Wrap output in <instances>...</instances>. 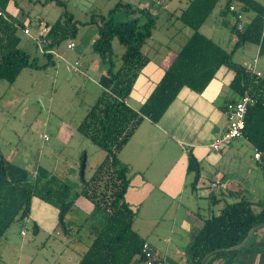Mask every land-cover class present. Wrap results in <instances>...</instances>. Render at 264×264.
<instances>
[{
    "label": "trees",
    "instance_id": "obj_1",
    "mask_svg": "<svg viewBox=\"0 0 264 264\" xmlns=\"http://www.w3.org/2000/svg\"><path fill=\"white\" fill-rule=\"evenodd\" d=\"M12 1L0 0V8L7 15V18L0 17V83L9 84H14L26 68L53 65L52 51L64 41L73 39L78 32L74 19L66 17V9L62 17L48 25L43 38V55L47 63L40 66L36 58L32 59L20 47L21 37L18 33L25 25L8 12ZM33 1L40 3L43 0ZM47 2L63 5L60 0H45L42 3ZM219 5H222L220 16L230 14L234 20L232 32L237 38L235 46L251 43L258 46L259 55L264 57V0H190L178 20L184 27L191 29L192 34L138 111L129 107L126 100L141 70L148 63L143 48L159 27L164 11L155 13L151 7L118 3L107 15H100L98 36L92 43V49L109 67L99 79L104 91L78 130L104 150L106 156L89 179L81 178L82 189L73 191L70 185L44 168H38L34 174L26 167L11 162L0 147V242L14 223L30 217L33 198H39L59 209L61 224L69 231L65 217L76 199L84 196L95 210L105 214V220L78 264H145L148 259L143 248L147 242L133 227L137 211L125 200L129 178L118 155L145 117L159 122L182 88L188 87L201 94L222 68L233 75L228 85L226 105L246 95L254 100L248 107L243 137L247 136L252 145L264 153V71L258 76L252 72L251 66L237 64L233 60V52H228L201 30ZM232 5L238 7L246 17L242 31L238 29L235 14L231 12ZM121 13L126 18L117 20L116 16ZM95 22L93 18L91 23ZM115 40L124 48L120 55L113 48ZM118 59L120 66L116 68ZM188 172L195 174L192 184L195 187L200 179L201 166L192 152ZM215 193L216 189H211V215L190 243L185 264H203L209 254L212 256L205 264H210L220 256L236 255L239 251L227 252L226 249L239 245L254 227L264 225V203L253 202L248 190L240 186L235 200L227 203L219 214L213 210L215 203L220 200ZM263 232L264 226L255 231L248 244L253 237ZM152 251L153 264H179L166 263L153 248ZM228 264L239 262L231 261Z\"/></svg>",
    "mask_w": 264,
    "mask_h": 264
},
{
    "label": "rangeland",
    "instance_id": "obj_2",
    "mask_svg": "<svg viewBox=\"0 0 264 264\" xmlns=\"http://www.w3.org/2000/svg\"><path fill=\"white\" fill-rule=\"evenodd\" d=\"M60 1L63 5L55 2L43 4L35 3L33 0H13L12 3L16 2V6L11 4L7 9L25 25L18 33L21 37L20 47L30 54L32 59L36 58L40 66L47 63V58L43 55L45 48L43 38L48 31V25L54 24L62 17L66 9L68 11L66 17L74 19L78 32L73 39L64 41L52 51L53 65L46 68H26L14 84L0 83V147L11 162L21 164L20 166L31 172L36 171L38 167L49 169L62 182L70 185L73 191H80L83 186L80 176L81 160L85 157L84 177L89 179L106 155L104 150L78 130L88 111L104 91L99 78L109 67L92 49V43L98 36L100 15H107L118 3L140 6L141 2L142 7H150L151 3L161 1L164 13L159 21V27L154 31L157 39L167 37L168 40L170 38L172 40L176 36L175 44H183L187 40L186 34L191 29L182 28V23L176 20L174 13L168 11L171 0ZM187 1L173 0V4L184 7ZM221 6L215 9L203 25L202 32L228 52H233V60L237 64L251 66L255 65L257 60L256 67L260 69L264 57L259 55L258 46L251 43L235 46L237 38L232 32L234 20L230 14L220 16ZM93 18L96 20L95 23H91ZM125 18L124 13L116 16L117 20ZM25 28L28 29V33L25 32ZM70 42L75 43L73 49L68 48ZM113 48L119 55L124 50L116 40L113 42ZM159 48L157 42L149 40L144 51L152 55ZM166 51L167 49L163 47L158 58H162ZM76 62L81 63L79 72L71 70ZM119 66L120 60H116V68ZM232 145L234 149L225 159L227 162L222 163L221 169L238 178L240 186L252 191L254 199L257 200L260 193L264 194V163H258L254 159L253 149L242 140H233ZM23 161L26 163L22 165L20 162ZM206 201L201 202L204 204L203 210L207 207ZM219 202L221 205L226 204L223 199ZM33 203L50 205L37 198H33ZM77 207L80 206L77 204ZM77 207L74 209L75 226L70 219L66 221L70 233L67 236L59 220L53 227H50L49 221L41 220L37 232L34 231L31 216L14 223L0 242V264H66L62 256L65 243L70 244L77 239L75 244L78 250H84L105 220L102 211L96 210L94 214L86 216L83 207L81 209ZM220 207L216 205L213 208L215 213ZM184 212V207H181L177 221H174V208L167 211L159 220H145L140 216L134 228L158 252L167 256L168 261L177 260L184 264L188 247L193 241V234L182 220ZM71 227H74V230H71ZM261 234L258 235L262 236ZM258 235L253 237L249 244H255ZM258 242H262L261 238ZM249 244L243 251L248 250ZM256 250L258 251L254 254V262L264 264L263 254L259 252L260 249Z\"/></svg>",
    "mask_w": 264,
    "mask_h": 264
},
{
    "label": "crops",
    "instance_id": "obj_3",
    "mask_svg": "<svg viewBox=\"0 0 264 264\" xmlns=\"http://www.w3.org/2000/svg\"><path fill=\"white\" fill-rule=\"evenodd\" d=\"M189 1L186 2L184 7H181L179 4L178 6L177 4H173V0H171V6L169 4V9L168 6L166 9L169 12H173L174 17L178 20ZM11 4H14V2H11ZM162 4L163 2L161 1L151 3V11L156 13L163 10ZM139 5L142 7L141 2ZM182 28L185 27L183 26ZM191 34L192 30L186 34L187 40ZM175 37L172 40L171 38L168 40L167 37L159 40L154 36L153 32L150 40L157 42L160 48L151 55L144 51L148 43L144 46L143 53L148 58V63L141 70L133 86V90L126 100V104L132 109L138 111L146 103L163 79L166 70L175 60L177 53L187 42L186 40L183 44L177 45L174 41ZM163 47L167 51L159 59L158 55ZM259 70L264 71V62L261 63ZM232 76L231 72L226 68H222L201 94L192 91L188 87L182 88L159 122L155 123L148 117H145L119 153L118 158L127 169L129 178L125 200L132 209L137 211L134 224L140 216L145 220H159L167 211L173 208L175 214L174 221H177L180 208L184 207L185 212L182 220L193 234L194 240L203 228L205 220L211 215L212 208L210 207V202L212 199L209 198L211 189L208 187L211 182L216 180L221 182V188L216 189L215 193L217 199H223L226 204L229 201L231 203L235 200V195L241 185L240 180L230 176V173L227 174L225 170L222 171L221 169L222 163L227 162L225 159L231 155V151L234 149L232 142L219 151L211 148L213 140L221 135L227 126L228 121L223 108L227 103L228 85ZM249 132H251V129ZM240 140L253 149L254 159L258 163H264V153H262L261 159L257 160L255 158L257 148L252 145L247 136H244ZM191 152L201 166L200 179L195 187L192 186L195 174L194 172H188ZM20 163L23 165L26 161ZM46 170L50 172L49 169ZM36 171H33V173L36 174ZM249 193L253 202L264 203V194L260 193L257 200H255L252 191H249ZM204 199H207V201ZM204 201H206L207 207L203 210L204 204L201 202ZM43 203L46 204L44 201ZM47 204L49 205V203ZM77 204L80 207H77ZM226 204L215 203V206H221L217 214L220 213ZM76 207L80 209L83 207L86 216L96 212L94 205L84 196H81L68 212L69 217L66 215L65 222L70 219L74 224L76 221L74 209ZM61 215L60 210L51 204L46 206L32 202L30 216L34 221L35 232L39 230L41 220L49 221L50 227H53L57 220H59V223H62ZM35 225L37 228H35ZM64 230L65 236L70 234L65 228ZM71 230H74V227H71ZM136 231L139 233L138 230ZM139 235L141 236L140 233ZM261 235H258V237L261 238L262 242H258L259 238L257 237L255 244H249L248 250L243 251L247 247V243L238 254L217 257L210 264H228L231 261H237L239 264H259L254 262L253 257L256 251H258L256 249H260L259 252L264 257V247L261 246L264 242V232ZM76 240H73L70 244L65 243V250L62 256L65 258L66 264H78L81 256L92 243L91 241L84 250H78L77 244H75ZM145 241L166 263L183 264L177 260L168 261L167 256L158 252L146 239ZM187 260L188 253L185 263Z\"/></svg>",
    "mask_w": 264,
    "mask_h": 264
},
{
    "label": "built area",
    "instance_id": "obj_4",
    "mask_svg": "<svg viewBox=\"0 0 264 264\" xmlns=\"http://www.w3.org/2000/svg\"><path fill=\"white\" fill-rule=\"evenodd\" d=\"M231 12L235 14V20L237 22L238 29L240 31L244 30L246 17L243 14V12H241L239 8L234 5L231 6ZM0 17L7 18V15L1 8H0ZM24 30L25 32L28 33L27 28H25ZM74 47H75V43L70 42L68 44L69 49H73ZM256 64H257V60H255V65H251L250 69L252 70L253 73L257 74L258 76H261L262 72L257 69ZM80 66H81V63L76 62V64L71 67V70L73 72H79ZM253 102H254L253 98L246 95L238 99L237 101L229 102L226 105L225 115L228 121L227 126L224 129L223 133L217 136L211 143L212 149L219 151L224 146L230 144L233 140H238L243 137L248 107ZM261 156H262V153L256 150L255 158L257 160H260ZM208 187L210 189H220L221 182L219 180L213 181L210 183ZM22 234L25 235V232L22 231ZM143 252L148 259V261L145 264H153L152 263L153 251H152L151 246L148 243H145Z\"/></svg>",
    "mask_w": 264,
    "mask_h": 264
},
{
    "label": "water",
    "instance_id": "obj_5",
    "mask_svg": "<svg viewBox=\"0 0 264 264\" xmlns=\"http://www.w3.org/2000/svg\"><path fill=\"white\" fill-rule=\"evenodd\" d=\"M85 167H86V159L84 157V159L82 160V165H81V178H84V171H85ZM61 222H62V215H61ZM264 225H258L256 227H254L253 229L250 230V232L248 233V235L246 236V238L237 246L233 247V248H229L226 249L227 252H235V251H239L241 250L252 238V236L254 235L255 231L258 230L259 228L263 227ZM222 251V250H220ZM212 256V254H209L203 261V264L206 263V261L208 260V258Z\"/></svg>",
    "mask_w": 264,
    "mask_h": 264
}]
</instances>
